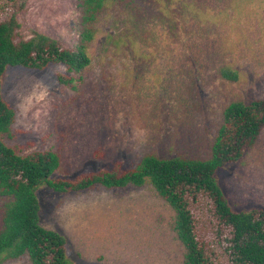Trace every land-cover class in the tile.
Returning a JSON list of instances; mask_svg holds the SVG:
<instances>
[{
    "label": "rangeland",
    "instance_id": "rangeland-1",
    "mask_svg": "<svg viewBox=\"0 0 264 264\" xmlns=\"http://www.w3.org/2000/svg\"><path fill=\"white\" fill-rule=\"evenodd\" d=\"M80 0H29L20 34L79 43ZM73 83L61 64L7 69L3 97L16 112L7 143L62 157L55 179L75 178L147 155L207 160L234 102L264 99V0H136L107 5ZM238 81L222 77L223 69ZM231 206L264 209V130L216 175ZM41 224L67 240L74 264H185L175 213L150 183L58 193L38 191ZM2 201L0 200V204ZM4 264H31L24 257Z\"/></svg>",
    "mask_w": 264,
    "mask_h": 264
},
{
    "label": "trees",
    "instance_id": "trees-1",
    "mask_svg": "<svg viewBox=\"0 0 264 264\" xmlns=\"http://www.w3.org/2000/svg\"><path fill=\"white\" fill-rule=\"evenodd\" d=\"M28 1L0 0V264L24 257L31 264H74L68 257L66 238L41 224V187L69 193L147 183L175 213L173 230L185 249V264H264V209L235 210L216 178L221 168L240 161L256 144L264 130V99L234 102L225 109L207 160L147 155L134 168L116 163L111 169L55 179L62 164L58 152L25 154L7 143L16 121V112L2 93L7 69L42 71L61 64L73 75L68 80L60 77L62 83H73L76 75L82 79L92 63L89 47L107 5L136 7V0H80L79 43L65 47L38 31L29 39L21 36L18 16ZM221 75L229 81L239 78L228 68Z\"/></svg>",
    "mask_w": 264,
    "mask_h": 264
}]
</instances>
